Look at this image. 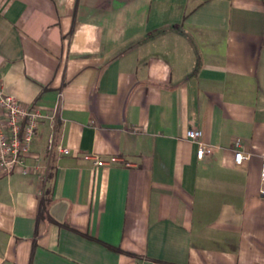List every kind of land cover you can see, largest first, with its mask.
<instances>
[{
	"label": "crops",
	"instance_id": "crops-1",
	"mask_svg": "<svg viewBox=\"0 0 264 264\" xmlns=\"http://www.w3.org/2000/svg\"><path fill=\"white\" fill-rule=\"evenodd\" d=\"M0 80L62 103L0 169V264H264V0H0Z\"/></svg>",
	"mask_w": 264,
	"mask_h": 264
},
{
	"label": "built area",
	"instance_id": "built-area-1",
	"mask_svg": "<svg viewBox=\"0 0 264 264\" xmlns=\"http://www.w3.org/2000/svg\"><path fill=\"white\" fill-rule=\"evenodd\" d=\"M62 103L58 99L54 105L44 110L38 103H26L18 99L16 96L5 91L2 81L0 80V169L9 173L14 168L21 166L24 172L29 171L26 165V159L31 155V144L37 133V129L44 119H49L51 127V135L49 137L48 148H53V136L56 130L58 119L61 115ZM134 130H138L135 128ZM187 138L197 142V156L204 158L210 156L214 148L212 145L204 141V130L196 123H192L186 131ZM237 148L235 149V163L242 165L243 162L250 157V153L242 148L241 139L237 140ZM61 153H70L69 147L59 146ZM86 157H95L87 154ZM112 157L110 161L115 160ZM110 161L100 157H95L97 165H104ZM261 192L264 193V156L262 157ZM44 193V189L40 190Z\"/></svg>",
	"mask_w": 264,
	"mask_h": 264
},
{
	"label": "trees",
	"instance_id": "trees-1",
	"mask_svg": "<svg viewBox=\"0 0 264 264\" xmlns=\"http://www.w3.org/2000/svg\"><path fill=\"white\" fill-rule=\"evenodd\" d=\"M46 207H47V202L46 203L44 202L43 209H46Z\"/></svg>",
	"mask_w": 264,
	"mask_h": 264
}]
</instances>
